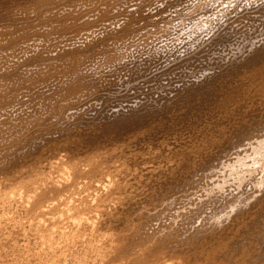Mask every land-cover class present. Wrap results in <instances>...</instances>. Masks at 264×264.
<instances>
[{
  "label": "bare ground",
  "instance_id": "1",
  "mask_svg": "<svg viewBox=\"0 0 264 264\" xmlns=\"http://www.w3.org/2000/svg\"><path fill=\"white\" fill-rule=\"evenodd\" d=\"M17 1L18 0H0V22L6 21V20L8 21L10 19L9 16L11 17L10 15L11 11L17 4L16 3ZM33 1L31 2L26 1V2L27 3L29 2L31 4ZM60 1L61 0H56V1L55 0H39L38 2H36V4L38 3L37 4L38 6L39 5L41 7L43 6L42 7L43 9H44V5L49 7L50 5L53 4L55 8L56 7L55 4L60 5V3H62ZM72 1L74 2V0ZM82 1L77 2V4L78 3L81 4ZM104 1L102 2L104 3ZM144 1L145 0L143 1L140 0V2L136 4L135 7L139 5L137 9L138 11H136V9L134 8L138 14L142 13V11L145 9L144 7L147 8L148 2H145L147 3L146 6L142 7V9L144 8L143 10H140L141 5H144L142 3ZM179 1L176 0L175 2L174 0L173 2L177 4V2ZM19 2L23 3L24 1L22 2L21 0ZM90 2H92V0ZM102 2H100L99 4H101ZM111 2L112 1L110 0V3ZM159 2L160 1L158 0V2H155V3H159ZM173 2H171L170 4L172 5ZM95 3L96 2H94V4ZM181 3H185V0ZM26 4L24 5L28 6V4L27 5ZM64 4H67V3H64ZM92 4L93 3H91V5ZM130 4H132V2H130ZM153 4L151 3L150 5L157 8V11L159 13L163 12L162 7L158 6L160 4H156L157 7L155 4L154 5ZM165 4H167V2ZM165 4L164 6L167 7ZM185 4L187 5L188 3H185ZM189 4L187 5L188 7L182 4L187 9L180 10L178 6V9L180 11H178V9H176L175 11H171V13L169 10H168L169 13L166 11L168 13L166 14L170 16L171 18H168V17L165 18L166 16L161 15L160 17L161 21L158 17L159 21L158 19H153V20H146V23H144V22H141L144 19L143 20L141 19L143 17L148 19V16H145L146 14L144 16H142L141 14L138 15L137 17L141 16V18H136L137 22H141L142 24L144 23V25L142 24L141 25L147 26L146 28H149V30L145 29L146 33L143 32L142 30L143 35L141 36L139 34H136L137 32H139V30L137 29L138 31H136V33H134L133 35L131 34L132 37H129L130 35L127 32L128 33L127 35L124 34L127 36L126 39L125 38L122 39L120 37L123 41L125 40V43L115 44V40H114L113 42L115 46L112 49H109L112 46H107L108 42H106L105 47L107 46V48L108 47L109 48H108V52L106 51V55H105L106 59L103 58L105 59V61L101 59V61L103 60L104 63L101 62V64L103 63L102 65L100 64L101 66L96 64V66L94 65L93 68L90 64H88L91 66V72L92 70L94 71V73L92 74L89 73L91 75H88V74L86 75L84 73L87 70H90V69H87L86 67L87 62L90 60V57L88 58L89 60L85 59L88 61H84V63H86V66H85L87 69L86 71H83L81 69H75V70L73 69L74 71L72 70V72H74L73 73L74 76H71L70 75L72 74L71 69L70 68H69L70 70L66 69L70 71V72H67V74L69 73L70 76L69 75L68 76L70 77V79L74 78V80L72 81H75V83L71 81V84H70L69 77L68 79L64 77L62 78L63 83L61 82L59 86V90L60 88L62 91L64 89L65 91L64 95L68 97V100L67 99L65 100L69 101L67 102V104L70 103L69 106L71 107H69L68 105L67 106L70 109L72 108V110L73 108L77 109V107H80V106H75V105L82 104V102L79 101L82 99L81 97H83L82 96L83 94H81L82 93L81 91L89 90V88L91 87H93L95 90L97 89L96 87H94V83H96L95 78L96 76L97 77L99 76L97 80L100 79L101 74L99 73L104 68L108 67L110 71L114 72V70L112 69L116 68L115 61H118L119 59L125 60L126 56L128 57L132 53V51L134 52V51H137L138 49H140V52H144L143 50H141V48L145 49L147 54H149L148 58L144 59V61L148 60V63L146 64L144 63L145 65L143 66H142L143 63L138 64L136 62L137 64H134V61L136 60L133 58L136 55L132 57L129 56L130 58H132V60H134L132 63L133 64L132 68L130 67L128 70L125 69L126 72L130 71V74L127 72L130 77L127 76L124 70L123 73H125L126 75L125 77H128V78L123 79L124 74H121L120 79H119V81L121 82L114 81L113 79L112 81L114 82H110L108 83V85L107 84L103 85V86H106L104 89L106 88L108 89L104 91L103 87L101 88L104 92H107L105 94L108 95L109 100L111 99V97L112 98L115 96L117 97L116 94H121L120 97H122V92L125 91V88H122V87L128 84L130 85L131 81L136 80L138 77L141 78L143 75H145V73L147 76L148 74H150V78L151 76H153L158 82H156V80L153 77L152 78L158 84L160 83L158 79L161 80L162 76L163 77L165 76L166 78V75H167V77L169 78L170 77L169 75L174 73V72L171 73L170 71L173 68L174 71L176 70L181 71V72L178 71L177 73H182V72L185 73L184 74L185 78L189 77L188 78L189 80L185 81L184 77H183L184 79H182V75H183L182 73L180 77L185 82L182 81L183 82L182 85L179 84L180 86L178 87L175 86L176 88L173 86V88H175L174 92H176L175 95L172 94L173 93L172 90L174 89L171 90L172 87L171 88L168 87L172 91L171 94L173 96L167 91H166L167 94L166 92H164L165 96L164 95L162 96L160 95L159 90H161V93H162V90L167 88V87L165 88V86H168L167 82L165 85L163 83L165 81L163 80L161 84H164V87L159 84L162 87V89L159 88L158 90L157 88L158 86L157 87L155 86L156 84L153 82V79L151 78L152 79L151 82L155 84L154 86L157 89L155 92L159 93V95L162 97L159 96L160 98L155 99L154 97L151 96V94L150 96H148L149 91L148 92L145 91V93H148V94L144 96L145 93L142 92L143 87H141L142 89H139V90H141V92L143 93L142 95L144 97L140 95V98H139L140 101L138 100L139 102L136 106L130 105L131 107L130 106L127 107L130 104L129 103L125 108L123 105V107L126 110L121 108L122 107L121 103L126 98L122 100L120 99L121 107L117 111H112L113 108H116V106L113 105L115 102L114 98L112 99L114 102L113 104L111 103L112 101L110 102L111 104L109 105V108L107 109L101 108L102 110L99 109L100 111L98 110L99 106H97V103L95 101L96 105L94 104V107L96 106V109L98 110L99 113L97 115L94 114L95 115V116L93 115L94 117L93 116L88 117L89 115H91V113L87 117L86 116L84 117L83 116L84 114L81 115L80 113L79 114L77 113L79 112V110L76 111L78 115H75L76 116L75 117L73 116V113L71 112V110L68 109L72 113V117L76 118V122L75 121L73 122L72 120H70L71 123L69 125V121H67L69 125V126L67 125L68 126L67 127L66 126L67 123L64 122L63 120L62 122L66 123L65 124V126L67 127L66 129H62L61 124H60L61 127L59 126L54 127L55 124H53V127H52L51 124L47 123L48 120L44 119L46 118V116L48 117V115H50L49 112L47 114V113H44L45 110H43V113L45 115L47 114L46 116H43L44 114L42 113V110H41V113L43 114L42 115L43 119L46 121H44L43 119L41 120L42 123L40 122L41 123L40 128L42 127V125L44 126V128L47 127V129H45L46 131L44 129H42V131H45V133H49L50 131L47 132V130L53 129L55 134L59 133L60 135L61 134L62 135L61 136L58 135L59 137L55 135V138L57 137V139L53 137L55 140L54 139L51 140V138L48 140L49 134H46L48 142L45 139L44 141H46V143L45 144L42 143V145H40L39 143L42 140L41 141L39 140L40 142L38 141V143L34 142L33 140L32 141L33 143L30 141V143H32L31 144L32 147H30L29 140L27 139V142L29 144V147L27 146L28 151L26 150L27 153L26 152L23 153V151L21 152L20 150V152H18L19 154L17 153L16 157L14 156L15 154H13V156L11 155L12 157H15L16 159L14 158L13 160L12 158L11 160H8L10 161V163L7 164L8 167H6L8 169H4L5 167L3 168L1 167L3 163L0 166L1 170L4 169L3 171H0V182H1V186H0V264H264V0H196V1L192 0L191 6H189ZM18 5L20 4L16 5L17 8H18ZM74 5L75 4L73 3L72 6ZM82 5L80 6L83 7L85 4L83 6ZM109 5L112 6V4H109ZM173 5H172V8H173ZM103 6L104 5H102V7ZM164 6H163V9H165ZM168 6L169 7H167V9L170 8V5ZM174 6H176L177 8V5H174ZM95 7L96 5L94 6V9ZM107 7H108V4H107ZM119 7L121 6L119 5L118 9L116 8V10H119L125 6L121 8ZM154 7H150V8H154ZM27 8H30V7H27ZM42 8L41 10H43ZM54 8L52 10H54ZM98 8L96 7V9ZM35 9H33V11L31 10L30 11L34 12ZM65 9L68 11L69 7L68 9L67 8ZM125 9H126V12L129 11L127 10V8ZM73 10H74V7L71 10L72 12H69L70 11L69 10L68 11L69 13H65L64 11V14L67 16L65 18H68L69 16L70 17L74 16L75 10L74 11ZM103 10L105 11L106 9L104 8ZM108 10L110 11V9ZM170 10L172 9L170 8ZM17 11L15 12L14 10L15 13H13V15H16V13L19 14L20 12H22V11H19V12ZM37 11L41 12L40 10H37ZM76 11L78 12V10ZM91 11L94 12V10H91ZM109 11L107 12L109 13ZM146 11L147 10H145V13H149ZM50 12L48 13L49 16H50ZM60 12L63 14V10ZM151 12H154V11H151ZM43 13L42 15H44ZM56 13L58 14L59 12L57 11L53 14H56ZM103 13L101 12V15ZM111 13L110 15H115ZM115 13H117V11ZM133 13L134 12L131 13L130 11L129 14L133 15ZM159 13L158 14L157 12H155V14L150 13V15L152 16L155 15L156 17L157 15L160 16ZM30 14L32 15L33 13H30ZM80 14L79 16L77 15L76 17L77 18L80 17ZM95 14H92V15H95ZM26 15H29V14H26ZM40 15L37 13V16H40ZM121 15H117V16H121ZM83 16H82V19H85L87 17V16H84L83 18ZM99 16H98V19L100 18ZM126 16H129V15H126ZM133 16H131V18ZM152 16H150L151 18L149 19H152ZM28 17L29 16H27L26 18ZM31 17L32 16H30V18ZM43 17H44V20L45 18L47 19L49 18L45 16ZM88 17L91 18L90 16ZM112 17L114 16H111V18ZM51 18L53 17L51 16ZM54 18L52 20L56 19ZM129 18L127 19L125 18V19L129 21L128 20ZM11 19L8 22L11 23L12 22ZM34 19L35 17L33 15L32 20ZM95 19L92 20L91 22L92 24L90 23L91 24L90 26L93 25V21ZM98 19H97V22H99ZM120 19L119 20L117 19L118 20L117 22L121 21ZM125 19L123 20L125 21ZM44 20L42 19V22ZM49 20L51 21V19ZM62 20H64V18ZM79 20L81 21V19H78L77 20L78 25L76 26L81 27L78 22ZM86 20L83 21L85 22V25L87 23ZM133 20L134 19L132 20L130 19L132 23L135 22V20L134 22ZM36 21L34 23H37V22L39 23V21L37 22ZM130 21L127 23H123V24L124 25L126 24L127 25L126 27H129L128 23H130ZM2 22L0 23L1 25H2ZM13 22H14V19H13ZM19 22H20V19H19ZM68 22L70 25L71 20ZM95 22L96 20L94 21V24ZM117 22L114 25L120 24ZM16 23L18 25V22ZM20 23H24V21L23 22L21 21ZM59 23H60V20H59ZM100 23L101 22H99V24ZM15 24L14 26H16ZM60 24H63V23H60ZM64 24L66 23L64 22ZM123 24H120L117 27L115 26L114 29H112L111 27L112 24H110L111 25L110 28L112 31L111 32L108 31L107 33L113 34L115 32L120 31V34H122L120 29ZM5 25H8V24H5ZM34 25L38 26V24H34ZM45 25H46L45 27L48 26V24H45ZM10 26L12 27L13 25L10 24L7 28H9ZM25 26L22 27L23 31L27 27ZM31 26H33L32 23H31ZM140 26L138 27L139 29L141 28ZM82 27H84V25ZM59 28L61 29L60 26ZM130 28H137V27H130ZM2 29L4 30V28L0 27V30ZM21 29L19 28V30ZM27 29L29 28L27 27ZM66 29H68V27ZM71 29H70V32H71ZM91 29H92L91 27L90 29L87 28V30H91ZM95 29L96 27L93 28L92 30H95ZM100 29H97V30L100 31ZM106 29L108 30L109 28H106ZM12 30L10 31L11 33H12ZM34 30L37 31L36 29ZM44 30L42 29V31ZM64 30L65 28L62 31ZM127 30L129 31V29L126 28L125 32ZM185 30L187 32L185 33L187 34V36L185 40L182 41V38H181L182 36L180 35L183 34ZM6 31L4 30V32ZM38 31H41V30H38ZM77 31H80V30H77ZM181 31H183V33H180ZM10 32L8 33L11 34ZM25 32L26 31H24V33ZM29 32H26V33L28 34ZM32 32L34 33V31ZM66 32L64 31V33ZM85 32L86 31H84V34ZM96 32L98 31H95V33ZM53 33H54V30L52 32L49 31L50 35ZM4 34H7V33H4ZM25 34H22V35L25 36ZM108 34L106 37L109 36ZM36 35L39 36L40 34L38 35V32H36L35 36ZM41 35L43 36V34ZM46 35L48 36V33ZM116 35H119V33ZM20 36L19 38L21 39L22 37ZM65 36L67 35L65 34ZM82 36L84 35L82 34ZM32 37H34L33 34H32ZM46 37H44V39ZM57 37L58 38L55 39L56 42H58L57 39H59L58 33H57ZM67 37L63 38L62 36L60 38L61 39L63 38L66 40ZM77 37L79 38L80 35L79 36L77 35ZM9 38L11 37L9 36ZM51 38H54V35ZM74 38L75 40H77L76 37ZM74 38H73V42H75ZM81 38L82 37H80V39ZM176 38L178 40V43H180L179 41L181 40L182 43L185 44V46L183 45V48H184L183 50L181 49L182 47L179 49L177 47L178 45L175 46V43L177 42V41L175 42ZM34 39L37 40L36 38ZM39 39L42 41L40 37ZM92 39L89 37H85V39L82 40L84 45L80 42L81 41L80 40L79 42L82 44L80 46L81 48L80 49L79 47L78 49L76 48L78 50L76 51L77 52L83 51L85 53V51L89 50V48H92L93 46L91 45H95L93 43L96 41V40L94 41L95 37ZM105 39L107 40V38H104L103 40L105 41ZM187 39H189V42L188 41L185 42ZM21 40L23 42V39ZM26 40L28 42L27 38ZM46 40L49 41V39L47 38ZM91 40L94 42H92ZM110 40L112 42V38ZM3 41H7V40H3ZM15 41L17 43V40ZM48 41H47V44H49ZM52 41L53 40L49 41L50 44ZM66 41L69 42L68 39ZM12 42L9 41L10 44ZM77 42L78 41H76L75 43L77 44ZM97 42L99 45L100 42L98 40ZM33 43L34 45L31 43L32 46H35L36 44L39 45V42L37 43L36 41H34ZM42 43H44V41H42ZM44 44L42 45L45 46ZM3 45L4 44L1 43L0 46H3ZM8 45H6V47ZM51 45L56 46L53 43ZM110 45H113V43ZM28 46L26 45L24 47L25 48L27 47L28 49L30 47ZM66 46L70 47V45L69 46L66 45ZM66 46L65 48H67ZM6 47L4 48L6 49ZM24 47H21V48L23 49ZM48 47H44V48L46 49ZM33 48L31 49V51L33 50ZM96 48H93V49L95 50ZM102 48L101 50H103ZM52 49L51 51H53ZM67 49H64V50L66 51ZM1 50H2V47H1ZM6 50L4 51L3 49L2 52L6 53ZM13 50H14V47H13ZM23 50L27 51L26 49H23ZM28 50H30V48ZM71 50L73 49H69L67 51L71 52ZM76 51L75 53H71V54L75 55ZM166 51L169 52L170 55L168 56V55H165L164 53V55L168 57L166 59V57L164 56L165 58L163 57V60L164 59L166 60L162 63V61H160V59L162 60L161 54ZM19 52L21 53L20 50ZM40 52L41 51L39 49V53ZM47 52H48V49H47ZM70 52L67 55H69ZM167 52L166 54H168ZM227 52L229 54L226 55ZM18 53L16 54V56L18 55ZM20 53H19V56L20 55L23 56V52L22 54ZM28 53L26 52V54ZM45 53H46V50H45ZM95 53H98V52H95ZM95 53L94 55L97 56ZM245 53L248 54L246 56L247 57L249 56V57L244 58V60L242 61V64L244 63V61L245 63L242 65L240 63V61L242 60L241 58L242 56H240L241 58L240 59L238 55L241 54L244 56ZM7 54L9 53L7 52L6 55ZM50 54L48 55L50 56ZM61 54L65 55V52L60 53V56H62ZM79 54L81 53H78V55L76 54V57L79 56V58L78 57L77 58L80 61L83 58V56L87 57L86 56L87 54L83 55L82 57ZM230 54H232L231 56L235 57V59L232 62L228 61L229 63L227 62L225 63L226 57ZM1 55H0V59L2 60L3 57L1 58ZM6 55L4 54L3 56H6ZM39 55L43 57L45 54L41 55L40 53ZM55 55H56L54 56L55 58L52 56L51 58L56 59L59 53L58 55L57 54ZM138 55H142V54H138ZM10 56L9 58H11ZM19 56L17 57L19 58ZM49 56H47V58ZM65 56L62 60L65 59ZM95 56L93 58H95ZM17 57H14V58L12 57L13 60L12 59L11 60L14 61V59ZM23 57H26V56L24 55ZM29 57H32L33 59L34 57H36V55H34V57L28 56V59ZM22 58L20 57V59ZM47 58H46V61H47ZM51 58L49 59L52 60ZM36 60H34L33 62L35 63ZM41 60L45 61L44 58ZM142 60L143 59H141V61ZM229 60L231 59L229 58ZM17 61H15L16 64L18 63ZM25 61L26 60H24V62ZM77 61L75 62L73 61L74 63H72V65L74 66V64ZM82 61L80 64H82ZM93 61L94 59L92 60V64H93ZM5 62L7 65L8 61L6 60V58H5ZM22 62L21 60L19 61V63L23 65L21 66L24 67L25 63L23 64ZM55 62L53 61V63ZM28 63H30V60ZM37 63H39V61ZM47 63L51 64L52 62L51 63L47 62ZM95 63H97V61ZM128 63L126 64L129 65ZM152 63H155L153 64V68H152ZM1 64L3 63L1 62ZM118 64H116L117 67L119 66L121 67L123 63L121 65H118ZM13 65H15L14 62H13ZM67 65H69V63ZM29 66L36 67L34 65L27 64V67ZM53 66H56V65L53 64ZM2 67L4 68V64ZM17 67L18 65H16V68ZM27 67L25 66L24 67L25 69L23 70L30 68V67L29 68ZM6 68L8 67H5L4 71H6ZM18 68L20 69V67ZM42 68L43 67H41L40 69ZM51 68L55 70L54 67H51ZM198 68H201V69H198ZM36 69H39V68L37 67ZM60 69L58 68V65H57L55 72L57 70L59 71ZM116 69H120V68H116ZM18 70H15V71L18 72ZM64 70L62 69V71ZM33 71L35 72V70ZM43 71H45V73L47 72V75H48V71L46 70H43ZM51 71L49 72L51 73ZM107 71H106V74L111 73L109 71L108 73ZM12 72L14 71L12 70ZM12 72L10 73L11 75H12ZM18 73H21V71ZM42 73L39 74L38 77H40V75L45 77V73L44 75H42ZM52 73L54 74L53 71ZM175 73H174V77H175ZM10 74L8 75L11 76ZM30 74H32L31 71H30ZM30 74H29V78H30ZM57 74L58 72L54 75H57ZM59 74L62 75L61 73ZM59 74L58 76H60ZM116 74L118 73L116 72ZM116 74L114 75L116 76ZM114 75H111V76L115 77ZM9 76H5V79H7V77L8 78L13 77V76L12 77H9ZM19 76L24 77V74L23 76L21 75ZM34 76L36 77V75H33V77ZM48 76H51L50 78L52 79L54 78L52 74ZM64 76H66V74ZM108 76L110 77V75ZM118 76L116 77L118 78ZM16 78H18V76ZM29 78L27 79L29 80ZM140 78L138 80H140ZM150 78H146L145 80L150 79ZM33 79L34 78H32V80ZM54 79H57V78H54ZM63 79H66V81L64 82ZM106 79L108 78L105 77V81ZM111 79L112 78H110V80ZM170 79H172V76ZM174 79L175 78H173L172 80ZM176 79H178L177 76H176ZM0 80H4V79H0ZM40 80L37 79L36 81L38 82ZM57 80L60 81V78ZM57 80L56 82L54 81V83H57L58 82ZM141 80L143 79L141 78ZM145 80L142 82L145 83L149 81V80L147 81ZM166 80L169 81L168 79ZM172 80H170L171 84L173 82ZM43 81L45 82L44 79ZM48 81L50 83V80ZM105 81L101 80L100 82L105 83ZM137 81H134L135 84L133 82L131 84V86L133 84L134 85L137 84V87L135 86L136 88L133 86L134 89H137L138 86H145L143 85L144 83L141 85L140 82L137 83ZM174 81H177V80H174ZM2 82H0L1 85H4L2 84ZM30 82L28 83L32 84V81ZM177 83H181V81ZM7 84L5 86H7ZM39 84L42 85L41 82ZM51 84L53 83L51 82L50 86H52ZM150 84L151 83L149 82V84L146 85L147 89L149 88L148 86ZM15 85H18V84H15ZM40 85H37V86H40ZM98 85H100L99 81L97 82V86ZM117 85L120 86L121 87L120 89H123L124 91L122 90V92L119 93L121 90L119 91L118 87L116 89ZM12 86H10V88ZM26 86H28L27 88H29L30 85L27 84ZM44 86H47V85H44ZM44 86L43 88L45 89ZM30 87L32 88L33 86H30ZM152 87L153 85L149 89L152 90ZM22 88L23 87H21V89ZM43 88L41 90H43ZM99 88L100 86H98L97 90L101 92V89ZM146 88H144V90ZM56 89L54 88L53 91ZM134 89L132 92L137 93V90H135L136 91L135 92ZM10 90H9V93H10ZM13 90L15 89L13 88ZM19 91L20 90H18V92ZM23 91H26V89ZM34 91L36 90L34 89ZM98 92H96V94ZM126 92H128L127 89H126ZM151 92H153V90L150 91V93ZM51 93L52 91L50 92V94ZM79 93L81 94V96L79 95ZM31 94H28V95H31ZM50 94H46V95H50ZM90 94L91 93H89V96ZM28 95H26L27 101H29L27 98L30 97V96L28 97ZM39 95L41 98L42 94L39 93ZM137 95L135 96L137 97ZM152 95L154 96V93ZM11 96H13V94L9 95V97ZM53 96L55 95L52 93L51 98H54ZM63 96L61 97L63 98ZM95 96H100V95L97 94ZM102 96L103 94L101 93V96H100L101 99L103 98ZM33 97L35 99L36 96H32V98ZM14 98H13V102H14ZM22 98L24 99V97ZM98 98H97V102H98ZM0 99H3V98H0ZM29 99L31 100V98ZM26 100H24V102H26ZM107 100L108 98L104 102L109 104V101L107 102ZM130 100L127 99V101H130ZM135 101H136V98H135ZM2 102L3 104L6 103L3 100ZM60 102H61V98H60ZM79 102L81 103L79 104ZM7 103L11 104L10 102H7ZM125 103L126 102H124L123 104ZM8 104H6V107L4 109L6 111L8 110L7 109ZM64 104L62 103L61 105H64ZM116 104H118V102H116ZM131 104H136V102L133 103V101H131ZM38 105H41V104H38ZM73 105L75 107H73ZM84 105L86 106L85 103ZM98 105L100 104L98 103ZM111 105L112 107L113 106L115 107H113L110 110L111 111L110 112L108 111V109H110ZM18 106H20V104ZM22 106L23 105H21L20 109L22 108ZM43 106L46 107L47 105L46 106L43 105ZM17 107L15 106V109ZM50 107L53 108L52 106ZM63 107L65 108V110L62 108L63 111L67 112V109H66L67 107L65 106ZM88 107L90 106L87 105V108ZM104 107L106 106L104 105ZM2 108L4 107L2 106ZM37 109L39 108L37 107ZM50 109L46 111H51L52 109L51 110ZM53 109H57V111L60 110V109L58 110V108H53ZM0 111H3V110L0 109ZM37 111L38 110H36V112ZM81 111L82 110H80V112ZM29 112L33 114V117L37 115V114L34 115L32 111H29ZM39 112L40 111H38V113ZM53 112H52V115H54ZM60 112L62 115V111H59L57 114L60 115ZM9 113L7 112L5 114H9ZM28 114L30 115V113ZM14 116L15 115H13V117ZM67 116H70V114ZM19 117L20 115L18 117L16 116V118H13L14 121L15 119L18 120ZM21 117H24V116H21ZM62 117L63 116H61V118ZM59 118L60 116L58 117V119ZM1 119L2 121H0V124L1 122L3 123V118ZM8 119L9 118H7V120ZM47 119H50V118H47ZM58 119L56 120L58 121ZM49 121L52 122V120H49ZM7 123H9V121ZM40 123L38 122L35 123V126L37 125L36 127H38L39 126L38 124ZM18 124H21V122ZM24 126L22 128H24ZM12 127H14V125H12ZM48 127H52V128L49 129ZM18 128H16V130ZM25 129H26V132H28L27 130H30L27 128ZM39 129L37 130L39 131ZM8 130L9 129H7L6 131L8 132ZM13 130L10 129V131H13ZM16 130L14 131L16 132ZM22 130L19 129L18 131H20L22 134L24 133L22 132ZM3 131L5 130H2V132ZM42 131H39V133ZM28 133L31 135L30 132ZM5 134L4 136H6ZM19 134L20 133H18V135ZM29 134L28 136H30ZM14 135L16 136L17 134H14ZM33 135L34 134H32V136ZM42 135L44 136V134ZM50 135H53V134H50ZM10 136H11V133H10ZM28 136H26L25 138H27ZM33 137L34 139L36 138V140H38L37 138H39L36 135H34ZM33 137L29 139L31 140L33 139ZM10 140L12 139L10 138ZM18 141L19 140H17V142L15 143H18V144L22 143V142L19 143ZM20 141L22 140L20 139ZM4 142H7V141L4 140ZM8 143H12V142L10 141ZM9 145L10 144H8V147ZM17 146H19V148L21 147L20 145H17ZM16 148L17 147L15 146V149ZM6 150L7 149L5 148L4 151ZM12 152H14V150ZM12 152H9V153H12ZM60 152L61 154L59 155ZM62 152H65L66 154L63 155ZM61 155L64 156V158H62ZM1 157H0V161H1ZM5 157L6 156H4V158ZM8 159H10V154H9ZM2 160H3V157H2ZM4 162L8 163L7 160ZM97 181L101 183L98 184L99 183L98 182L95 184V182ZM110 202L111 203L114 202V203L111 204ZM177 204L179 207H177ZM158 205L166 206L164 209L165 211H168V213L163 212V213L153 214L155 211L152 212V210L154 208H157ZM160 208L161 207H159L158 208L159 210L157 209V211H160ZM165 214H167L165 216L166 219L164 217L163 218L164 220H166V222L168 220L170 221L171 228L170 227L167 228V226L169 225L160 227L156 224L157 222L155 224L152 223V221L154 220L156 221L159 218L161 220V216H164ZM160 220L158 221L160 222Z\"/></svg>",
  "mask_w": 264,
  "mask_h": 264
},
{
  "label": "rangeland",
  "instance_id": "2",
  "mask_svg": "<svg viewBox=\"0 0 264 264\" xmlns=\"http://www.w3.org/2000/svg\"><path fill=\"white\" fill-rule=\"evenodd\" d=\"M19 1H21V0H18L16 3H17V4H20V5L22 4V5H21V6L18 5V8H17V6H16L17 4H16V5H15L16 8L14 7L15 9L13 8V10L11 11V14H10L11 17H12V19H11V17L9 16V18L11 19L12 22H11V23L8 22V21H10V19H9L8 21H7V20H6V21H3V22L1 21V22H2V25L0 24V27L4 28L5 31L7 30L6 32H4L3 29H2L3 31L0 30V31H1V33H0V40H1L2 38H4V39H2V40L0 41V45H1V43H3V44H4L3 46L6 47V45L9 44V45L7 46L8 48L6 47L7 50H6L3 46H0V55L3 53V52H2L3 49H4V51L6 50V53H7V52L9 53V54L6 55V53L4 52V53L1 55V58L3 57V59H2L3 61L0 59V65L3 66V64H4V68H5V67H8V68H6V71L9 70L8 72H10V71L12 72V70L14 71V72H12V75H11V74H10L11 72L8 73V72L4 71L5 69H4L2 66H0V72H1V73H0V74H1V75H0V77H1L0 79H4V80H5V81H4V80H0V82L3 81L2 84H4V85H1V83H0V87L2 86V87L0 88V98H3V99H0V104H1V105H0V109L3 110V111L5 112L6 110H4V109H5V107H6V104H8L7 102H10V103H11V104H8L9 106L7 105V109H8V110L5 112V113H7V112L9 113V112H10L9 114H5L3 111H0V115H1L0 117L3 118V123L1 122V124H0V126H2V127H0V130H1V131H0V138L4 139V137H5L4 140L7 141V142H4V140L0 139V142H1V140H2V142H1L2 145H1V143H0V147H1L0 149H1L2 152L0 151V153H1L2 157H3V160H2V157H1V155H0V157H1L0 166H1L2 163H3V165H2L1 167H2V168L5 167L4 169H8V168H6V167H8L7 164L10 163V161H8V160H11L12 158H13V160H14V158L16 157L17 153L20 152V150H21V152L23 151V153H25V152L27 153V151H28L27 148L29 147V144H30V147H32L31 144L33 143V142H32L33 140H34V142H37V143H38L39 140H40V141L42 140L43 142H42V141H41V142L39 141V142H40L39 144L42 145V143L45 144L46 141H47V135H46V134H49V135H50V134H53V135H50L51 137L48 135V140H49L50 138H51V140L54 139V138H55V135H57V137L61 136L62 134H61V135H60L59 133H58V134H55L54 130L51 129V128L53 127V124H55L54 127H58V126L61 127V125H62V129H66V128L70 125V123H71L70 120H72L73 122H74V121L76 122V118H75L76 116H75V115H78L79 113H80L81 115L84 114V115H83L84 117H85V116L87 117L90 113H91V115H89L88 117H91V116H93L94 114L97 115V114L99 113V112H98L99 109L102 110L101 108H106V109L109 108V105H110L111 103L113 104L114 101H115V102H114L113 105H115L116 108H113V107H115V106L112 107V105H111V106H110V109H108V111H110L112 108H113L112 111H117V110L120 109L121 106H122L121 108H123L124 110H126L125 108H126V106H127L129 103H130V104H129L127 107H129L130 105H131V106H132V105H133V106H136V105L138 104V102L140 101V100H139L140 95H141L142 97H144V96H145L146 94H148V93H149L148 96H150V94H151V96L154 97L155 99H156V98H160V97H162L163 95L165 96V93H164V92H166V91L169 92L170 94H171L172 91H173L172 94L175 95V93H176V92H174V91H175V88L178 87V86H180V85H182V83L185 82L186 80H189V79H188L189 77H188V78L186 77L187 79L185 78V76H184L185 73L182 72V73H183V75H182V73H177L178 71L181 72L180 70H176V71H174L173 68H172V69L170 70L171 73H172V72H174V73L176 72V73L179 74V75H177V74L175 73V77H174V73H173V74L169 75V76H170L169 78L167 77V75H166V78H165V76H164V77L162 76L163 79H162V77H161V80L158 79L159 82H160V83H158V84L156 83V82H158V81H157L153 76H151V78L153 77V78L156 80V82H155V80L152 78V79H153V82L156 84V85H155L153 82H151L152 79L150 78V74L147 73L148 76H149V77H148V76L146 75V73H145V75H143V76L141 77L143 80H141L140 77H138L136 80H134V81H137V80L140 78V80H138L137 83L140 82V84L142 85V84L144 83V82H142V81H144L146 78H150L151 80H150V79H147V80H149V81H148V82H145L146 84H145V83L143 84V85H145V86H138L137 89H134L135 86L137 87V84L134 85L135 82H134V81H131V84H132V82H133L134 84H133L132 86H131V84H130V85L128 84L129 86L126 85L127 87H126V86H123L122 88H125V91H124L123 89H120V88H121L120 86L117 85V86H116V89H117V87H118V88H119V91L121 90L119 93H121L122 90L124 91V92H122V97H123V98L120 97L121 94H116L117 97H116V96L113 97V98L115 99L114 101L112 100L113 98H112L111 96H110L111 99L109 100L108 95L105 94V93H107V92H104V91H105L106 89H108V88L104 89L106 86H103V85H105V84L108 85V83H110V82L119 81V79H120V75H121V74H124V78H123V79L130 77V76H129L130 71H127V72L129 73V74H128V73L126 72L125 69L128 70L130 67L132 68V65H133L132 63H133L134 60H132V58H130L129 56L132 57V56L136 55V56H134V58H133V59L136 60V61H134V64H137V63H138V64H139V63L142 64V63H143V64H142V66H143V65H145L146 63H148V60L144 61V59L148 58V55H149V54H147V52H146L145 49L141 48V50H143L144 52H140V49H138L139 51H138V50H137V51H134V52L132 51V53L128 56L129 58H128L127 56L125 57V58L128 59V60H126V59H125V60H122V59L120 60V59H119L118 61H115V67H116V68H120V69H116V68H115V69H116V70H115V69L113 68V69H112V70H114V72H113V71H110V69H108V67H107V68H104V69L99 73V74H101V75H103V76L100 75V79H99V80H97V78H99V76H98V77L96 76V78H95V79H96V83H94V87H96L97 89H98V86H100L99 89H101V88L103 87V90H104V91L101 89V92H100V91L97 90V89L95 90L93 87H91L92 89L89 88V90L81 91L82 93H81V92H80V93L83 94V95H82L83 97H81L82 99L79 100V101H81L82 104H81V105H78V104H77V105H75V106H80V107H82V108L77 107V109H76V108H73V110H72V108H71V109L68 108V106L70 105V103L67 104V102H69V101H66V100H65V99L68 100V97L64 95V92H65L64 89H63V91L61 90V88H60V90H59V86H60V84H61V82H62V78L66 77V79H68V77H69L70 75H71V76H74V75H73L74 72H72L73 69H74V70H75V69H81V70H83V71H86L87 69H90V70H87V71L84 72V73H85L86 75H87V74H88V75H91L92 73H94L93 70H92V72H91V66H92V68H93L94 65H95V66H96V64H97V65H100L101 62H103V60L105 61V59H106V56H105V55H106V51L108 52V48H109V47L107 48V46H112V47L109 48V49H112V48L115 46V44L125 43V40L123 41L122 39H124V38L126 39V37H127L126 35H127L128 33H129V35H130V36H129V35H128V36H129V37H132V35H133L134 33H136V31H138V30H139V32H137L136 34H139V35L142 36V35H143V32H145V29L149 30V28H146L147 26H142V25H144V23H146V20L158 19V17H159V19H160V21H161V18H160L161 15L166 16L165 18H167V17H168V18H171L170 16L167 15V14L169 13V11H170V13H171V11H175L176 9H178V6H179V9H180V10L187 9V8L184 7V5H186L185 3H188V4L190 3L189 6H191V4H192V0H187V1L185 0V3H181V2H183L184 0H181V1L178 0L180 3L177 2V4L175 3L176 0H175V2H173L174 0H172V1H171V0H168V1H167V0H166V1H164V0H159V1H160L159 3H155V2H158V0H156V1H155V0H153V1L151 0L152 2H151L150 0H145L144 2H142L144 5H141V9H140V10H143L144 8H145V9H144V10L142 11V13H140V14H141L142 16H144V15L146 14L145 16H148V19L143 17L141 20H143V19H144V20H143V21L140 20L141 22H144L143 24H142L141 22H137V20H136V18H141V16H140V17H137V16L140 15V14H138V13L136 12V11H138L137 9H138V6H139V5H137V7H135L136 4H137L138 2H140V0H136L137 2L134 1V0H129V1H127V0H122V1H121V0H115V1L111 0V1H112L111 3H110V0H105V1H107V2H109V3L105 2L104 0H100V1H99V0H95V1L92 0V2H90L91 0H85V2H84V0H83V1L80 0V1H82L83 5L85 4L84 6L82 5V3H81V4H80V3L77 4V2H80L79 0H76V1L74 0V2H73L72 0H68V1H67V0H61L60 2H62L63 4L59 2L60 5H59V4H55V6H56L55 8H54L53 4L49 6L50 8H49L48 6H46V5H44V9H45V10L42 8L43 6L41 7L40 5H39V6L37 5L38 3L36 4V2H38L39 0H35V1H33V0H22V2L24 1L23 3L19 2ZM26 1H29V2L33 1L34 3L32 2V3L30 4V3L28 2V3H29V4H28ZM55 1H56V0H55ZM64 1H65V2H64ZM71 1H72L76 6H75V5L72 6L73 3H72ZM86 1H88V2L90 3V5H89V3L86 2ZM97 1H98V3H97ZM102 1H104L105 4H104ZM133 1H134V3L136 2L135 5H134ZM142 1H143V0H142ZM189 1H190V2H189ZM193 1H196V0H193ZM68 2H70V3H68ZM94 2H96V3L94 4ZM100 2H102V3L99 4ZM113 2H114L115 4H114ZM119 2H120V3H119ZM122 2H123V3H122ZM130 2H132L133 5L130 4ZM145 2H148V4L145 3ZM150 2H151L152 4L154 3L155 5H156V4H160V5H158V6H161V7H162V10H163V12H161L162 14L159 13V12L157 11V8H155L154 6H151V5H150V4H151ZM162 2H163L164 4L167 2V4L170 5V8H171L172 10H170V8L167 9V7H169V6H168L167 4H165V5L167 6V7H165L164 4H163ZM168 2H169V3H168ZM171 2H173L174 5H177V8H176V6H174L173 4H172V5H173V8H172V5L170 4ZM26 3L28 4V6H25V5H24V4H26ZM64 3H67L68 5L70 4V5L68 6L67 4H64ZM71 3H72V4H71ZM91 3H93V4L91 5ZM106 3L108 4V7H107V4H106ZM116 3L119 4L121 7H123V6H125V7H123V8L119 7V8H121V9L116 10V8L118 9V6H119V5H117ZM161 3H162V4H161ZM27 4H26V5H27ZM32 4H33V5H32ZM34 4L36 5V7H35ZM61 4L63 5V7H62ZM79 4L82 5L83 7H81ZM86 4H88L89 6L86 5ZM98 4H99V5H98ZM109 4H112V6L109 5ZM121 4H122V5H121ZM126 4H127V5H126ZM146 4H147V8L144 7V6H146ZM154 4H153V5H154ZM180 4H181V6H180ZM182 4H184V5H182ZM188 4H187V5H188ZM30 5H31V6H30ZM93 5H94V6L96 5L97 8L99 7V8H98L99 11H98V9H96V7H95V9L97 10V11H96V10L94 9V6H93ZM97 5H98V6H97ZM102 5H104L105 7H104V6L102 7ZM129 5H130V7H129ZM187 5H186V6H187ZM32 6H33V8H32ZM52 6H53V7H52ZM57 6H58V7H57ZM64 6H65V8H67V9H68V7H69V10H70V11L68 10L69 12H72L71 10H72L73 7H74V10H75V15H74V16H75V17H74V16H71V17L69 16V17H68L69 19H68V18H65V17H67V16L64 14V11H65V13H69V12L64 8ZM66 6H67V7H66ZM71 6H72V7H71ZM77 6H78V7H77ZM79 6H80V7H79ZM90 6H91L93 9H92ZM110 6H111V7H110ZM114 6H115V7L117 6V7L115 8ZM127 6H128V7H127ZM148 6H149V7H148ZM163 6L165 7V9H163ZM19 7H20V8H19ZM22 7H23V8H22ZM24 7H26V8H27V7H30V8H27V9H26V8H24ZM39 7H40V8H39ZM45 7H46V8H45ZM51 7H52V9L54 8L55 11L52 10ZM59 7H60V8L62 7V8L60 9ZM70 7H71V8H70ZM86 7L89 8V9H87ZM131 7H132V8H131ZM142 7H144V8L142 9ZM150 7H154V8H150ZM156 7H157V5H156ZM180 7H182V8H180ZM187 7H188V6H187ZM35 8H36L37 10H40L41 12L37 11ZM41 8H42L44 11L41 10ZM48 8H49L50 10H49ZM57 8H58L59 10H58ZM79 8H80V10H79ZM82 8H83V9H82ZM100 8H101V9H100ZM102 8H103V9L105 8L107 11H109L108 9H110L109 13H108L106 10L104 11ZM112 8H113L114 10H113ZM125 8H127V10H129V11L126 12V9H125ZM129 8H130V9H129ZM134 8L136 9V11H135ZM21 9H22V10H21ZM25 9H26V10H25ZM33 9H35L34 12H31V11H33ZM47 9L49 10V12H50V11L52 12V13L50 12V16L48 15L49 12H48ZM56 9H57V11H58L60 14H59V13H58V14H57V13H56V14H53V13L57 12ZM111 9H112L113 11H112ZM124 9H125V10H124ZM148 9H149V10H148ZM152 9H153V10H152ZM179 9H178V11H180ZM14 10H15V12H16L17 10H18L17 12H19V11H22V12H20L19 14L16 13V15H13V13H15ZM30 10H31V11H30ZM62 10H63V14H64V15L60 12V11H62ZM74 10H73V11H74ZM76 10H78L79 13H78ZM82 10H83V11H82ZM87 10H89V11H87ZM91 10H94V12L91 11ZM121 10H123V11H121ZM145 10H147L146 12H149V13H145ZM164 10H165V11H164ZM168 10H169V11H168ZM29 11H30V12H29ZM46 11H47V12H46ZM53 11H54V12H53ZM116 11H117V13H115ZM118 11L121 12V13H119ZM124 11H125V12H124ZM130 11H131V13L134 12L133 15H135V16H133L132 14L130 15V14H129ZM151 11H154V12H151ZM166 11H167L168 13H167ZM25 12H26V13H25ZM28 12H29V13H28ZM36 12H37L39 15L41 14V15H40L41 17H40V16H37V13H36ZM43 12H44V13H43ZM45 12H46V14H45ZM86 12H87V13L90 12V13L87 14ZM98 12H100V13H98ZM101 12H102V13L104 12V13H103L104 15L102 14L103 16L101 15ZM111 12H112L113 14H115V15H110ZM128 12H129V13H128ZM155 12H157V14L159 13L160 16L157 15V16L155 17V15H154V16L150 15V13L155 14ZM23 13H25V14H23ZM30 13H33V14L31 15ZM34 13H35L36 15H35ZM42 13H43L44 15H42ZM76 13H78V14H76ZM80 13H81V14L83 13L84 16H87V17H86L85 19H82L83 14H82V16H81ZM91 13H92V14H95V13H96V14H95V15H92ZM112 13H111V14H112ZM166 13H167V14H166ZM172 13H173V12H172ZM26 14H29V15H26ZM51 14H53V15H51ZM61 14H62V15H61ZM79 14H80V17L77 18L76 16H77V15L79 16ZM97 14H98V15H97ZM107 14H108V15H107ZM121 14H123V15H121ZM148 14H149V15H148ZM165 14H166V15H165ZM18 15L21 16L22 18H23V16H24V18L22 19V18L19 17ZM25 15H26V16H25ZM33 15H34V17H35L34 20H35V21H36V20L39 21V23H38L37 21H36L37 23H34L35 21L32 20V19H33ZM47 15H48V16H47ZM54 15H55V16H54ZM56 15H57L60 19H59ZM91 15H92L93 17H92ZM99 15H100V16H99ZM105 15H106V16H105ZM109 15H110V17H109ZM117 15H121V16H117ZM126 15H129V16H126ZM16 16H18V17H16ZM27 16H29V17L26 18ZM30 16H32V17L30 18ZM43 16H45V17H49V18H48V19L45 18V20H46V21H45ZM51 16H52L53 18H54V17H55V18L57 17V18H56L57 20H56L55 18H54L55 20H52L53 18H51ZM60 16H62V17L64 16V17H63L64 20H62L63 18L60 17ZM84 16H83V18H84ZM88 16H90L91 18H89ZM95 16H96V17H95ZM98 16H99L100 18H101V17H102V18H101V19H100V18L98 19ZM104 16H105L106 18H105ZM111 16H114V17L111 18ZM115 16H116V17H115ZM125 16H126V17H125ZM131 16H133V17L131 18ZM150 16H152V19H149V18H151ZM14 17H15V18H14ZM36 17H37V18H36ZM38 17H39V19L42 18L44 21L42 22V19L39 20ZM72 17H73V18H72ZM117 17H118V18H117ZM120 17H121V19H120ZM129 17H130V18H129ZM153 17H154V18H153ZM70 18H71V19H70ZM76 18H77V20H78V19H81V21H80V20L78 21V22H79V25H80L81 27L76 26V25H78ZM88 18H89V19H88ZM95 18H96V19H95ZM103 18H104V20H103ZM109 18H111L112 20L109 19ZM113 18H114V19H113ZM125 18H126V19L129 18V19H128L129 21H130V19H131V20L134 19L135 22H137V23H135L134 20H133V22H134L135 24L132 23V21H130V23H128V26H129V27H126L127 25H126V24L124 25L123 23H127V22H129V21H127ZM13 19H14V22H13ZM17 19H18V20H17ZM19 19H20V22H21V21H22V22L24 21V23H20V22H19ZM27 19H28V21H27ZM30 19H31V21H30ZM49 19H51V21H50ZM58 19L60 20V23H63V24H64V22H65L66 24L68 23L67 26H66V24H64V25H63V24H60ZM67 19H68V20H67ZM86 19H87V20H86ZM93 19H95L96 22H95V24H94V21H95V20H94V21H93V25L90 26V25L92 24L91 22H92ZM97 19H98L99 22H101L100 24H99V22H97ZM108 19H109V20H108ZM117 19H118V20L120 19L121 21L117 22V21H118ZM123 19H125V21H124ZM159 19H158V21H159ZM162 19H163V18H162ZM61 20H62V22H61ZM70 20H71L70 25L72 24L73 21H74L75 23H77V24H75V23L73 22V24H72L73 26L75 25L76 27H75V26L73 27L72 25H71V26H72V27H71V26L69 25V22H68V21H70ZM85 20H86V22H87L86 25H85V22H83V21H85ZM90 20H91V21H90ZM100 20H101V21H100ZM102 20H103L104 22H103ZM110 20H111V21H110ZM56 21H58V22H56ZM66 21H67V22H66ZM89 21H90V22H89ZM108 21H109V22H108ZM114 21H115V22H114ZM126 21H127V22H126ZM138 21H139V19H138ZM156 21H157V20H156ZM158 21H157V22H158ZM1 22H0V23H1ZM6 22H8V23H6ZM16 22H18V25H17ZM41 22H42V23H41ZM46 22H47V23H46ZM50 22H51L52 24H51ZM54 22L56 23V25H55ZM80 22H81V23H80ZM102 22H103V23H102ZM107 22H108V23H107ZM116 22H117V23H120V24H123V25L121 26V29H120V30H121V33H122L123 35L120 34V31H119V32H115V33H113V34H111V33L108 34V33H107L108 31H109V32L112 31L111 28H110V26H111L110 24H112V26H111L112 29H114L115 26L117 27V26L120 25V24L114 25V24H116ZM9 23H10L11 25H13V26H12L13 28H12L11 26H10L11 28H10V27L7 28V27L10 25ZM15 23H16V24H15ZM28 23H30V24H28ZM31 23L33 24V26H31ZM44 23H45V24H48V26L45 27L46 25H45ZM57 23L60 24V25H58ZM83 23H84V24H83ZM88 23H89V24H88ZM90 23H91V24H90ZM104 23L106 24V26H105ZM109 23H110V24H109ZM5 24H8V25H5ZM14 24H15L16 26H14ZM24 24H25V25L27 24L26 26H27L29 29H27V27H26ZM34 24H38V26H37V25H34ZM40 24H41V25H40ZM53 24H54L55 26H54ZM82 24L84 25V27H82V26H83ZM137 24H138V25H137ZM141 24H142V25H141ZM4 25H5V26H4ZM103 25H104L105 29H104ZM113 25H114V26H113ZM131 25H133V26H131ZM135 25H136V26H135ZM140 25H141V26H140ZM147 25H148V24H147ZM3 26H4V27H3ZM17 26H18V27H17ZM24 26L26 27V28L24 29V31L29 32V31L32 30V31H34L35 34H36V32H38V35H39V34H40V35H39V36H37V35L35 36V34H34L32 31H31L32 33H31V32H29L30 34L28 33L29 35H28L26 32H25V33H26V34H25L24 31H23V28H22V27H24ZM29 26H30V27H29ZM35 26H36L37 28H36ZM40 26H41V27H40ZM43 26H44L45 30H44ZM59 26L61 27L62 30L65 28V30H64L65 32H66L67 30H68V31H67L66 33H64V31H62V30L59 28ZM65 26H66V27H65ZM87 26H88V27H87ZM94 26L96 27V29H95V30H92L93 28H95ZM97 26H99V27H97ZM101 26H102V27H101ZM123 26H124L125 29H126V28L129 29L130 32H129L128 30L125 32V29L123 28ZM139 26H140L141 28H143V27H144V28H143V29H141V28L139 29V28H138ZM14 27H15V29H14ZM31 27H32L33 29H32ZM39 27H40L41 29H40ZM48 27H49V28H48ZM50 27H51V28L53 27L52 29L54 30V33L51 34V35L49 34V31L52 32L53 30H52ZM62 27H64V28H62ZM67 27H68V29H66ZM77 27H79V28H77ZM85 27H86V28H85ZM90 27H91L92 29H91V30H87V28L90 29ZM130 27H137V28H130ZM6 28H7V29H6ZM19 28H20V29L22 28V29L19 30ZM38 28H39V29H38ZM54 28H55V29H54ZM58 28H59V30H58ZM71 28H72V29H71ZM74 28H75V29H74ZM76 28H77V30H80V31H77ZM82 28H84V29H82ZM100 28H102V29H100ZM106 28H109V29L107 30ZM10 29H11V30L13 29V30H12V33H13V34H14V33H16V34L18 33L17 35H19V36L22 35V34H25L26 37H25L24 35L20 36V37H22L21 39H23V42H25V43H23L22 40L19 38V36H17L16 34H14V35H16V36H14V35L10 32V31H11ZM26 29H27L28 31H27ZM30 29H31V30H30ZM34 29H36L37 31H35ZM42 29H43L45 32L42 31ZM48 29H49V30H48ZM70 29H71V32H70ZM73 29H74V30H73ZM97 29H100V31L97 30ZM122 29H123V30H122ZM137 29H138V30H137ZM16 30H17V31H16ZM38 30H41L42 32H41V31H38ZM75 30H76L78 33H77ZM81 30H82V31H81ZM104 30H105V31H104ZM118 30H119V29H118ZM118 30H117V31H118ZM140 30H141V31H140ZM142 30H143V32H142ZM19 31H20V32H19ZM55 31H56V32H55ZM61 31H62V32H61ZM72 31H73V32H72ZM84 31H86L87 33L85 32V34H84ZM89 31H90V32H89ZM95 31H98V32L95 33ZM101 31H103L104 33L101 32ZM123 31H124L125 33H124ZM131 31H132V32H131ZM134 31H135V32H134ZM3 32H4V33H7V34H4ZM8 32H10L11 34H9ZM68 32H69V33H68ZM79 32H80V33H79ZM92 32H93L94 34H93ZM99 32H101V33H99ZM127 32H128V33H127ZM19 33H21V34H19ZM45 33H46V34L48 33V36H47ZM57 33H58V36H59V39H57L58 42L55 41V39L58 38V37H57ZM61 33H62V34H61ZM97 33H98V34H97ZM106 33L109 35L108 37H106V36H107ZM118 33H119V35H116V34H118ZM141 33H142V34H141ZM145 33H146V32H145ZM145 33H144V34H145ZM180 33H183V31H181ZM180 33H179V34H180ZM185 33H187L186 30L184 31L183 34L180 35V36H182V37H181V38H182V41H184L185 38H186V36H187V34H185ZM2 34H4V35H2ZM32 34H33L34 37H32ZM41 34H43V36H42ZM55 34H56V35H55ZM63 34H64V35H63ZM65 34H66L67 36H69V37L65 36ZM73 34H74V35H73ZM82 34H83L84 36H82ZM95 34H96V35H95ZM103 34H104L105 37L103 36ZM124 34H126V35H124ZM131 34H132V35H131ZM7 35H8V36H7ZM44 35H45V36H44ZM53 35H54V38H51V37H53ZM60 35H62L63 38L67 37L66 40L68 39L69 42H67V41H66L65 39H63V38L61 39L60 37H62V36H60ZM71 35H72V36H71ZM75 35H76V36H75ZM77 35H78V36L80 35V37H82V38H81V39H80V37L78 38ZM87 35H88V36H87ZM93 35H94V36H93ZM97 35H98V36L100 35L99 37H101V36H103V37L99 38ZM111 35H112V36H111ZM113 35H114V36L116 35L115 37L117 38V40H116V38H115ZM6 36H7V38H6ZM9 36H10L11 38H9ZM46 36H47V37H46ZM64 36H65V37H64ZM73 36L76 37L77 40H75V38H74ZM91 36H92V37H91ZM96 36H97V37H96ZM13 37H14V38H13ZM31 37H32V38H31ZM39 37L42 39V41H44L45 44L42 43V41L39 39ZM44 37H46L47 39H49V41L53 40V41L51 42V44L53 43V44H55L56 46L51 45L50 42H49L48 40H46V38L44 39ZM49 37H50V38H49ZM71 37H72V38H71ZM85 37H89V38H91V39L95 37L94 41H95V40H96V41H95V42L92 41L93 39H92L91 41L94 42L93 44H95L96 46H95V45H91V46H93V47H92V48H89V50L85 51V53H84L83 51H79V52H77V51H78V50H77L78 47H79V49L81 48L80 46L83 44L82 40L85 39ZM110 37L112 38V42H111V40H110V39H111ZM113 37H114V38H113ZM120 37H121L122 39H121ZM129 37H128V38H129ZM16 38H17V39H16ZM26 38L28 39V42H27ZM29 38L33 39V40L36 41L37 43L39 42V45L35 43L36 45H35V46H32L31 43L34 45V43H33L34 41L31 40V39H29ZM34 38H36L37 40H35ZM73 38H74V41H75V42L78 41L77 44H76L75 42H73ZM102 38H103V39H104V38H107L108 41H107L106 39H105V41H104ZM109 38H110V39H109ZM128 38H127V39H128ZM18 39H19L20 41H19ZM24 39H25L26 41H25ZM50 39H51V40H50ZM60 39H61V40H60ZM79 39H80L81 41H80ZM100 39H102L103 41L100 40ZM120 39H121V41H120ZM3 40H7V41H3ZM15 40H17V43H16ZM38 40H39V41H38ZM59 40H60V41H59ZM62 40H64V41H62ZM97 40H98L99 42L102 41V42H100V43L103 44V45H101L100 43H99V45H98ZM114 40H115V44H114V42H113ZM128 40H129V39H128ZM9 41H10V42L13 41V42L10 44ZM14 41H15V42H14ZM45 41H46V42H45ZM47 41H48V43H49L50 45L47 44ZM54 41H55L57 44H56ZM79 41H80L82 44H81ZM118 41H119V42H118ZM126 41H127V40H126ZM130 41H131V40H130ZM176 41H177V42H176ZM182 41L180 40L179 42L182 43ZM187 41L189 42V39H187L185 42H187ZM4 42H5L6 44H5ZM40 42H41L42 44H44L45 46H43ZM64 42H66V43H64ZM72 42H73V43H72ZM106 42H108V43H107V46L105 47ZM128 42H129V41H128ZM175 42H176V43H175V46L178 45L177 47H178L179 49H180L181 47H182V48H181L182 50L184 49V48H183V45L185 46L184 43H182V44L178 43L177 38H176ZM7 43H8V44H7ZM13 43H14V44H13ZM21 43H22V44H21ZM27 43L29 44V46H30V45H31V46L29 47ZM61 43H62V44H61ZM74 43H75V44H74ZM112 43H113V45H110V44H112ZM18 44H19V45H18ZM20 44H21V45H20ZM23 44H24V45H23ZM25 44L30 48V50H28L29 48L27 49V47H26V48L24 47V46H26ZM58 44H59V45H58ZM60 44H61V45H60ZM63 44H64V45H63ZM65 44L68 45V46L70 45V47H67ZM71 44H72V45H71ZM108 44H109V45H108ZM17 45H18L19 47H18ZM46 45H47V46H46ZM73 45H74V46H73ZM83 45H84V44H83ZM186 45H187V44H186ZM9 46H10L11 48H10ZM41 46H43V47H41ZM48 46H49V47H48ZM52 46H53V47H52ZM57 46H58L59 49L57 48ZM65 46H66L67 48H69V49H73V50H71V52L69 51L70 54H71V53H75L76 50H77V51H76V54L78 55V53H81V54H79L81 57H82L83 55L87 54V55H86L87 57L83 56L84 60H83V58L81 59V61L83 60V61H82V64H80L81 61L78 59L79 56H77L78 58L76 57V54H75V55H74V54H71V55L69 54L70 56L67 55V54L69 53L67 50H69V49L65 48ZM71 46H73V47H71ZM76 46H77V47H76ZM100 46H101V47H100ZM103 46H104V47H103ZM188 46H189V45H188ZM188 46H187V47H188ZM1 47H2V50H1ZM13 47H14V50H15V51L13 50ZM17 47H18V49H17ZM21 47H24L23 49H26L27 51L23 50ZM33 47H34V48H33ZM44 47H48V48L45 49ZM54 47H56V48H54ZM62 47H63V48H62ZM96 47H98V48L100 47L99 50H100L101 54H100L98 48H96ZM102 47H103V48H102ZM9 48H10V49H9ZM15 48H16V49H15ZM19 48H21V49H19ZM32 48H33V50H34V52H35L36 54L33 52V50L31 51ZM52 48H54V49H52ZM76 48H77V49H76ZM93 48H96V49L94 50ZM101 48H102L103 50H101ZM39 49H40V51H41V52H40L41 55H44V54H45L43 57H41V56L39 55V54H40V53H39ZM42 49H43V51H42ZM44 49L46 50V53H45V50H44ZM47 49H48V52H47ZM49 49H50V50H49ZM51 49H52L53 51H54V50H55V51L53 52V51H51ZM57 49H58V50H57ZM64 49H67V50L65 51ZM74 49H75V51H74ZM90 49H91V51H90ZM92 49H93V50H92ZM8 50H9V51H8ZM10 50H12V51H10ZM19 50L21 51V53L19 52ZM22 50H23V51H22ZM59 50H60L61 52H60ZM63 50H64V51H63ZM96 50H98V51H96ZM104 50H105V51H104ZM36 51H37V52H36ZM56 51H57V52H56ZM58 51H59V52H58ZM72 51H73V52H72ZM92 51H93V52H92ZM13 52L15 53V55H14ZM18 52H19L20 54H22V52H23V56L25 55L26 57H23V56H21V55L19 56V53H18ZM26 52H27V53L29 52V53H28L29 55L26 54ZM31 52H32V53H31ZM42 52H43V53H42ZM49 52H50L51 54H50ZM52 52H53V53H52ZM62 52H65V55H67V56H65V55H63V54H61L62 56H60V53H62ZM66 52H67V53H66ZM82 52H83V53H82ZM90 52H91V53H90ZM95 52H98V53H95ZM102 52H103V53H102ZM111 52H112V51H111ZM139 52H140V53H139ZM166 52H167V51H166ZM166 52H163V53L161 54V55H162V60L160 59V61H162V63H163V62L167 59V57L170 55L169 52H167L168 54H166ZM17 53H18L17 56H19V58L16 56ZM33 53H34V54H33ZM37 53H39V54H37ZM58 53H59V55H58ZM94 53H95L97 56H95ZM143 53H144L145 55H144ZM164 53H165V55H168V56H165ZM4 54H5L6 56H3ZM11 54H13V55H11ZM30 54H32V55H30ZM48 54H50V56H49ZM52 54H53V55H52ZM55 54L58 55V56L56 57V59H54V58H55L54 56H56ZM88 54H89V55H88ZM132 54H133V55H132ZM138 54H142V55H138ZM227 54H229V53L227 52L226 55H227ZM10 55H11V56H10ZM27 55H28V56H33V57H34V55H36V57H34L33 59H32V57H29V59H28V56H27ZM46 55L49 56V57L47 58ZM91 55H92V56L94 55L95 58H93L94 56L92 57ZM231 55H232V54H230V55H228V56L226 57V59H225V60H226L225 63H226V62L229 63L228 61H231V62H232V61L235 59V57H232ZM246 55H248V54L245 53L244 56L241 55V54L238 55L239 58H240V56H242V57H241L242 60L240 61L241 64H242V61L244 60V58L247 57ZM7 56H8V57H7ZM9 56H10L11 58H9ZM37 56H38L39 58H38ZM45 56H46V57H45ZM51 56L54 57V58H53L54 60L51 58ZM64 56H65V59H66V60H65V59L62 60V59L64 58ZM74 56H75V57H74ZM101 56H102V58H101ZM138 56H139V57H138ZM145 56H146V57H145ZM164 56L166 57V59L163 60V57H164ZM12 57H13V58H14V57H17V58H15L14 61H12V60H13ZM20 57H21V58L23 57V58L20 59ZM60 57H61V58H60ZM70 57H72V58H70ZM81 57H80V58H81ZM89 57H90V60H91V61L88 59ZM137 57H138V58H137ZM140 57H141V58H140ZM144 57H145V58H144ZM165 57H164V58H165ZM248 57H249V56H248ZM248 57H247V58H248ZM5 58H6V60L8 61L7 65H6V62H5ZM24 58H26V59H24ZM35 58H36V59L38 58V59L36 60ZM43 58L45 59V61L41 60V59H43ZM46 58H47V61H46ZM49 58H51L54 62H55V61H56V62L53 63V61L50 60ZM69 58H70L71 60H70ZM92 58L94 59L93 64H92V60H93ZM99 58H100V60H99ZM103 58H105V59H103ZM136 58H137V59H136ZM156 58H157V57H156ZM229 58H230L231 60H229ZM241 58H240V59H241ZM11 59H12V60H11ZM17 59H18V61H17ZM19 59L21 60V62L23 61V62H22L23 64H24V63H25V64L27 63L28 65H34V66H36V67H33V66L31 67V66H29V67H30V68H29V67H27V64H26V65L24 64V67L26 66V67L29 68L30 70H29V69H26V70H28L29 72L26 71V70H23V69H25V68L22 67L23 65L19 63V61H20ZM48 59H49V60H48ZM58 59H60V60H58ZM74 59H75V60H74ZM77 59H78V61H77ZM85 59H88L89 61H88V60H85ZM97 59H98V60H97ZM101 59H103V60L101 61ZM123 59H124V58H123ZM130 59H131V60H130ZM138 59H139V61H138ZM141 59H143L142 61H144V62H142ZM24 60H26V61L24 62ZM27 60H28V61H27ZM29 60H30V63H28ZM34 60H36V61H35L36 64L33 62ZM11 61H12V63H11ZM15 61H17L18 63L16 64ZM31 61H32V62H31ZM38 61H39V63H37ZM58 61H59V62H58ZM63 61H64V62H63ZM69 61H70V62H69ZM73 61H74V62L77 61V62L75 63L76 65L74 64V66H76V67H74V66L72 65V63H74ZM84 61H88V62H87V66H86V63H84ZM96 61H97V63H95ZM119 61H121L123 64H122L121 62H119ZM123 61H125V62H123ZM128 61H129V63H128ZM140 61H141V62H140ZM1 62H2L3 64H1ZM4 62H5V63H4ZM13 62H14L15 65H13ZM40 62H42V63H40ZM47 62H50V63L52 62V63L49 64V63H47ZM57 62H58V63H57ZM61 62H62V63H61ZM67 62L69 63V65H67V64H68ZM78 62H79V64H78ZM99 62H100V63H99ZM136 62H137V63H136ZM9 63H10V65H9ZM32 63H34V64H32ZM44 63H46V64H44ZM60 63H61V64H60ZM64 63H66V64H64ZM98 63H99V64H98ZM103 63H104V62H103ZM103 63H102V64H103ZM118 63H120V64H118ZM126 63H128L129 65H127ZM144 63H145V64H144ZM158 63H159V62H158ZM158 63H156V64H158ZM165 63H166V62H165ZM244 63H245V61H244ZM244 63H243V64H244ZM11 64H12V65H11ZM37 64H38V65H37ZM41 64H42V65H41ZM47 64H48V66H47ZM53 64H55L56 66H53ZM62 64H63V65H62ZM84 64H85V65H84ZM88 64H90L91 66L88 65ZM102 64H101V65H102ZM116 64H118V65H121V64H122V66H121V67H120V66L117 67ZM124 64H125L126 66H125ZM153 64H155V63H152V68H153ZM243 64H242V65H243ZM16 65H18V67H20V69H19L18 67L16 68ZM21 65H22V66H21ZM40 65H41V66H40ZM43 65H44V66H43ZM57 65H58V68H59V69L61 68V69H60L59 71L57 70V71L55 72V70H56V68H57ZM60 65L63 66V67H61ZM70 65H71V66H70ZM80 65H81V66H80ZM101 65H100V66H101ZM12 66H13V67H12ZM14 66H15V67H14ZM45 66H46V67H45ZM85 66L87 67V69H86ZM10 67H11V68H10ZM37 67H38L39 69H40L41 67H43V68H42L43 70L48 71V75L52 74V75L54 76V78H57V79L60 78V81H58L57 79H54V78H53V79L50 78L51 76H48V75H47V72L45 73V71H43L42 69H40V70H39V69H36ZM44 67H45V68H44ZM51 67H54L55 70H53V68H51ZM65 67H66V68H65ZM78 67H79V68H78ZM127 67H128V68H127ZM9 68H10L11 70H10ZM15 68H16V69H15ZM21 68H22V69H21ZM31 68H32V69H31ZM50 68L52 69V71L54 72V74H56V73L58 72V74L61 73L62 75H60V74H59L60 76H58V74H57V75H54V74L52 73V71H51ZM69 68L71 69V73H72V74H70V75H69V73L67 74V72H70V71H68V70H70ZM82 68H84L85 70L82 69ZM154 68H155V67H154ZM18 69H19V70H18ZM49 69H50V70H49ZM62 69H63V70L65 69V70L62 71ZM66 69H68V70H66ZM105 69H106V71L108 70V71L111 72V73H109V72L107 71L109 74H106ZM121 69H122V70H121ZM155 69H156V68H155ZM155 69H153V70H155ZM198 69H201V68H198ZM216 69H217V68H216ZM1 70L4 71L6 74H5L4 72H2ZM15 70H18V72L21 71V73H18V72H16ZM33 70H35L36 73H35ZM41 70L43 71V73H42ZM74 70H73V71H74ZM119 70L121 71V73H120ZM124 70H125V73L127 74L128 77H125L126 75H125V73H123ZM172 70H173V71H172ZM217 70H218V69H217ZM217 70H216V71H217ZM245 70H246V69H245ZM22 71H23V72H22ZM30 71H31V73H32L33 75H36L37 78H36L35 76L33 77V75L30 74ZM49 71H51V73H50ZM61 71H62V72H61ZM65 71H66V73H65ZM88 71H89V72H88ZM168 71H169V69H168ZM33 72H34V73H33ZM37 72H39V73H37ZM63 72H64V73H63ZM102 72H103V73H102ZM104 72H105V74H104ZM116 72L119 74V76H118V74H116ZM212 72H213V71H212ZM217 72H218V71H217ZM217 72H216V73H217ZM3 73H4V74H3ZM13 73H14L15 76L13 75ZM28 73L30 74V78H29V74H28ZM41 73H42V75H44V73H45V77H43V76H41V75H40V77H38L39 74H41ZM89 73H91V74H89ZM112 73H113V74H112ZM2 74H3V75H2ZM8 74H10L11 76H9ZM18 74L21 75V76H23V74H24V77H20ZM27 74H28V75H27ZM65 74H66V76H64ZM99 74H98V75H99ZM114 74H116V76H118V78H117ZM4 75H5V76H9V77H12V76H13V77H12V78H8V77H7V79H5V76H4ZM16 75L18 76V78H16V77H17ZM68 75H69V76H68ZM104 75H105V76H104ZM108 75H110V77H109ZM111 75H114L115 77H112ZM181 75H182V79L185 78V81H183V80L181 79V77H180ZM3 76H4V77H3ZM26 76H27V77H26ZM46 76H47L48 78H47ZM53 76H52V77H53ZM56 76H57V77H56ZM61 76H62V77H61ZM145 76H146V77H145ZM171 76H172V79L175 78L174 80H177V81H174V80L170 79ZM176 76H177L178 79H176ZM178 76H179V77H178ZM25 77H26V78H25ZM31 77L34 78V79L32 80ZM41 77H42V79H41ZM105 77L108 78L109 81H108V79H106V81H105ZM144 77H145V78H144ZM183 77H184V78H183ZM15 78H16V79H15ZM22 78H24V79H22ZM27 78H29V80L32 81V84H30L31 82H30ZM39 78H40L41 80H40ZM49 78H50V79H49ZM103 78H104V79H103ZM110 78H112V79L110 80ZM115 78H116V80H115ZM8 79H9V80H8ZM10 79H11V80H10ZM17 79L19 80V82H18ZM25 79H26V81H25ZM37 79L40 80V81H38V82H39V83L41 82V84H42L43 86H44V85H47L48 87H47V86H44V87H45V89H44L43 86L40 85V84L36 81ZM43 79L45 80V82L43 81ZM66 79H63V81L65 82ZM69 79H70V77H69ZM113 79H114V81H112ZM117 79H118V80H117ZM166 79H168L169 81H167ZM7 80H8V82H7ZM12 80H13L14 83L12 82ZM22 80H23V81H22ZM27 80H28V81H27ZM46 80H47V81L50 80V83L52 82V83L54 84V85L51 84V85L53 86V88H52V86H50L49 81L47 82ZM51 80H52V81H51ZM56 80L59 82V83L57 82L59 85H58L57 83H54V81L56 82ZM72 80H74V78H71V79H70V84H71V81H72ZM101 80L105 81V83H104V82H100ZM147 80H145V81H147ZM163 80H164L165 82H163ZM170 80L173 81V82H172L173 85L170 83V82H171ZM178 80L181 81V83H177V82H179ZM16 81H17V82H16ZM34 81H35V83H34ZM42 81H43V82H42ZM98 81H99L100 85L97 86V82H98ZM182 81H183V82H182ZM6 82L9 83V84H7ZM11 82H12V83H11ZM26 82H27V84H29L30 86H33V87L31 88V87L29 86V88H27L28 86H26V85H27ZM28 82H30V83H28ZM46 82H47V83H46ZM72 82L75 83V81H72ZM76 82H77V81H76ZM119 82H121V81H119ZM149 82L151 83V84L148 86L149 88H151V86L153 85V87H152L153 92H151V93H150V91H152V90L149 89V88H148V89H149V90H148V89L146 88V85H148ZM162 82H163L165 85H166V82H167V85H168V86H165V88H166V87H167V88H168V87H170V88L172 87L171 90H172V89H174V90L171 91L170 88H168V89H169V91H168V89L166 88V89H163L164 91L162 90V93H164V94H162V93H161V90H159V88L162 89L161 86L164 87V84H161ZM168 82H169V83H168ZM5 83L7 84V86H5V85H6ZM21 83H22V84H21ZM24 83H25V84H24ZM33 83H34V84H33ZM36 83H37V84H36ZM45 83H46V84H45ZM48 83H49V85H48ZM62 83H63V82H62ZM125 83H126V82H125ZM147 83H148V84H147ZM174 83H176V84H174ZM11 84H12L13 86H12ZM15 84H18V85H15ZM95 84H96V85H95ZM101 84H102V86H101ZM159 84H160L161 86H160ZM179 84H180V85H179ZM9 85L12 86V87L10 88ZM34 85H35V86H34ZM37 85H40V86H37ZM56 85H57L58 87H57ZM154 85H155L156 87L158 86L157 88H158V90H159L160 95H162V96H160L159 93H156V92H155L157 89H156V87H155ZM169 85H170V86H169ZM14 86H16V87H14ZM20 86L23 87L24 89H23V88L21 89ZM36 86H37V88H36ZM55 86H56V87H55ZM89 86H90V85H89ZM89 86H88V87H89ZM133 86H134V87H133ZM173 86H174V87L176 86V87L173 88ZM5 87H6V89H5ZM8 87H9V88H8ZM25 87H26V88H25ZM34 87H35V88H34ZM40 87H41V88H40ZM129 87H130L131 89H130ZM136 87H135V88H136ZM139 87H140V88H139ZM141 87H143V90H142L143 93H145V91H147V92L149 91L148 93H145L144 96L142 95L143 93L141 92V90H139V89H142ZM154 87H155V88H154ZM3 88H4V89H3ZM13 88H14L15 90H13ZM18 88H19V89H18ZM42 88H43L44 91L41 90ZM48 88H49V90H48ZM54 88H55V89L58 88V89H56V90L53 91ZM128 88H129V89H128ZM144 88H146V89L144 90ZM1 89H2V90H1ZM7 89H9V90L11 89V90H10V93H9V90H7ZM17 89L20 90V91L18 92ZM25 89H26V91H23V90H25ZM32 89H33V91H32ZM34 89H35L36 91H34ZM126 89L128 90V92H126ZM133 89H134V91L137 90V93L132 92ZM154 89H155V90H154ZM5 90H6V91H5ZM12 90H13V91H12ZM30 90H31L32 92H31ZM37 90H38V91H37ZM47 90H48V91H47ZM92 90H93V91H92ZM129 90H131V91H129ZM178 90H179V89H178ZM4 91H5V92H4ZM41 91H42L44 94H43ZM51 91H52V93L55 95V96H53L54 98H51V97H52V93L50 94ZM59 91H60V93H59ZM61 91H62V92H61ZM90 91H91V92H90ZM95 91H96V92L99 91L97 94L100 95V96H101V93H102V94H103V96H102L103 98L101 99L100 96H95V95H97ZM139 91H140V92H139ZM14 92H15V93H14ZM23 92H24V93H23ZM29 92H31L32 94L29 93ZM45 92H46V93H45ZM57 92H58V93H57ZM94 92H95V93H94ZM103 92H104V93H103ZM129 92H130V93H129ZM135 92H136V91H135ZM157 92H158V91H157ZM167 92H166V94H167ZM7 93H8V94H7ZM11 93L13 94V96H14L15 98H14L13 96L9 97V95H12ZM21 93H22V94H21ZM33 93H34V94H33ZM39 93L42 94V97H43V98H42V97L40 98ZM56 93L59 94V95H57ZM80 93H79V95L81 96ZM86 93H87L88 95H87ZM89 93H91L90 96H89ZM126 93H127V94H126ZM133 93H134V94H133ZM153 93H154V96L152 95ZM169 93H168V95H169ZM6 94H7L8 96H7ZM16 94H17L20 98H19ZM20 94H21V96H20ZM28 94H31L32 96H36L35 99H34V97L32 98V96H31V95H28ZM35 94H36V95H35ZM46 94H50V95H46ZM94 94H95V95H94ZM104 94H105V95H104ZM128 94H129L131 97H130ZM137 94H138V95H137ZM172 94H171V95H172ZM1 95H2V97H1ZM5 95H6V96H5ZM24 95H25V96H24ZM26 95H28V97L30 96L29 98H31V100H30L29 98H27V99L29 100V101H27V100H26ZM38 95H39V96H38ZM43 95H44V96H43ZM56 95H57V97H56ZM63 95H64V96H63ZM93 95H94L95 97H94ZM133 95H134V97L136 98V101H135V98L133 97ZM135 95H137L138 98H137ZM171 95H170V96H171ZM173 95H172V96H173ZM37 96H38V97H37ZM59 96H60V97H59ZM61 96H63V98H62ZM80 96H79V98H80ZM87 96H88V97H87ZM104 96H106V97H104ZM159 96H160V97H159ZM5 97H6L7 99H6ZM16 97H17V99H16ZM22 97H24V99H23ZM46 97H47V98H46ZM49 97H50V98H49ZM58 97H59V99H58ZM64 97H65V98H64ZM66 97H67V98H66ZM92 97L95 98V99H93ZM98 97H99V98H98ZM118 97H120V98H118ZM129 97H130L131 100L129 99ZM132 97L134 98V100H133ZM8 98H10V99H8ZM13 98H14V102H13ZM48 98H49L50 102H49ZM60 98H61V102H60ZM88 98H89V99H88ZM97 98H98V102H97ZM107 98H108L107 102L109 101V104H107L106 102H104V101H106ZM124 98H126V99H125L124 101H122V103H121L122 105H121L120 102H121V100L124 99ZM4 99H5V100H4ZM15 99H16V100H15ZM33 99H34L35 101H34ZM37 99H38V100H37ZM40 99H41V100H40ZM51 99H52V100H51ZM62 99H63V100H62ZM87 99H88V100H87ZM92 99H93V100H92ZM104 99H105V100H104ZM120 99H121V100H120ZM127 99L130 100V101H127ZM2 100L5 101L6 103L3 104ZM6 100H8V101H6ZM21 100H22V101H21ZM24 100H26V102H24ZM55 100H57L58 102L55 101ZM99 100H101V101H99ZM103 100H104V101H103ZM117 100H118V101H117ZM119 100H120V101H119ZM138 100H139V101H138ZM142 100H144V99H142ZM38 101H40V102H38ZM42 101H43V102H42ZM52 101H53V102H52ZM54 101H55V102H54ZM63 101H65L66 103L63 102ZM84 101H85V102H84ZM90 101H91V102H90ZM95 101H96V103H97V106H99V107H98V110L96 109V106L94 107V104L96 105ZM111 101H112V102H111ZM131 101H133V103L136 102V104H131ZM134 101H135V102H134ZM16 102H17V103H16ZM21 102H22V104H21ZM27 102H28V103H27ZM81 102H79V104H80ZM83 102L86 104V106L84 105ZM88 102H89V103H88ZM102 102H103V104H102ZM110 102H111V103H110ZM116 102H118L119 105L116 104ZM124 102H126V103L123 104ZM45 103H46V104H45ZM60 103H61V104H62V103H63V104L65 103L66 105H65V104H64V105H61ZM98 103H99L100 105H98ZM19 104H20V106H18ZM28 104H29V105H28ZM32 104H33V105H32ZM38 104H41V105H38ZM42 104L45 105V106H46V105H47V106L50 105V106H52L53 108H58V110L60 109L59 111H62V115H61V112H60V115L57 114V113L59 112V111H57V109H53V108H51L50 106H48V107L46 106V107H47V108H46V107H44ZM51 104H52V105H51ZM12 105H13L14 107H13ZM21 105H23V106H22V108L20 109ZM27 105H28V106H27ZM37 105H38V106H37ZM67 105H68V106H67ZM83 105H84V106H83ZM87 105L90 106L91 108H90V107L87 108ZM104 105H105L106 107H104ZM120 105H121V106H120ZM123 105H124L125 108L123 107ZM2 106H3L4 108H2ZM10 106H11V107H10ZM15 106H16V107L18 106V107H17L18 109H17V108L15 109ZM31 106H32L33 108H32ZM60 106H61V108H60ZM63 106L67 107L66 109H67V112H69V113L63 111V109L65 110V108H64ZM75 106L73 105V107H75ZM107 106H108V107H107ZM117 106H118V107H117ZM131 106H130V107H131ZM8 107H9V108H8ZM37 107H38L39 109H37ZM69 107H71V106H69ZM11 108H12V110H11ZM13 108H14V109H13ZM29 108H30V109H29ZM34 108H35V109H34ZM44 108H45V109H44ZM50 108H51L52 110H51ZM62 108H63V109H62ZM78 108H80V109H78ZM93 108H94V109H93ZM33 109H34V110H33ZM48 109H50L51 111H46V110H48ZM68 109L71 110V112L73 113V116H75V117H72V113H71ZM75 109H76V110H75ZM87 109H88V110H87ZM90 109H91V110H90ZM92 109H93V110H92ZM36 110H38V111H40V112L38 113V111L36 112ZM41 110H42V113H43V110L46 111V112L44 111V113H47V114H48V112H49V114H50L51 116L48 115V117H47V116H46L47 114L45 115L44 113H43V114H44V115H43V114L41 113ZM53 110H54V112H53ZM78 110H79V112H77V113H78V114H77L76 111H78ZM80 110H82V111L80 112ZM84 110H85L86 112H85ZM96 110H97V111H96ZM100 110H99V111H100ZM18 111H19V112H18ZM23 111H24V112H23ZM25 111H26V112H25ZM29 111H32V113H34V115L37 114V115H35L36 117H35V116L33 117V114H31V112H29ZM55 111H56V112H55ZM87 111H88V112H87ZM11 112H12L13 114H12ZM21 112H22V113H21ZM50 112H51V113H50ZM52 112L54 113V115H52ZM84 112H85L86 114H85ZM93 112H94V113H93ZM95 112H96V113H95ZM110 112H111V111H110ZM17 113H19V114H17ZM28 113H30L31 116H30ZM63 113H65V114H63ZM66 113H67V114H66ZM74 113H75V114H74ZM2 114H3V115H2ZM21 114H22V115H21ZM39 114H40L41 116H40ZM56 114H57V115H56ZM69 114H70V116H67V115H69ZM4 115H5V116H4ZM7 115H9V116H7ZM10 115H11L12 118L10 117ZM13 115H15V116L13 117ZM19 115H20V117L18 118V120L15 119V121H14L13 118H16V116L18 117ZM28 115H29V117H28ZM42 115H43V116H46V118H44V119L48 120L47 123H49V124L52 125V127H48L49 129H51V130H47V132L50 131L49 133H45V131H46L45 129H47V127L44 128V126L42 125V127L40 128L41 123H42L41 120L43 119V116H42ZM55 115H56L57 117H56ZM64 115H65L66 117H65ZM3 116H4V117H3ZM21 116H24V117H21ZM25 116H26V117H25ZM39 116L42 117V118H40ZM59 116H60V118L58 119ZM61 116H63V117H62L63 119L61 118ZM94 116H95V115H94ZM94 116H93V117H94ZM5 117H6V118H5ZM31 117H32L33 119H32ZM55 117H56V118H55ZM68 117H69V118H68ZM71 117H72V118H71ZM1 118H0V119H1ZM7 118H9V119L7 120ZM10 118H11V120H10ZM28 118H29V119H28ZM47 118H50V119H47ZM51 118H52V119H51ZM65 118H66V119H65ZM70 118H71V119H70ZM74 118H75V119H74ZM27 119H28V120H27ZM30 119H32V120H30ZM34 119H36V120H34ZM38 119H39L40 121H39ZM44 119H43V120H44ZM53 119H54V121L57 122V124H56V122L53 121ZM56 119H58V121L60 120V121H59L60 123H59ZM61 119H62V120H61ZM73 119H74V120H73ZM4 120H6V121H4ZM46 120H44V121H46ZM49 120H52V122L49 121ZM63 120H64V122H66L67 124H66V123H63V122H62ZM0 121H2V119H1ZM8 121H9V123H7ZM10 121H11V122H10ZM18 121H19V122H18ZM30 121H32V122H30ZM67 121H69V125H68V122H67ZM5 122H6V123H5ZM20 122H21V124H18V123H20ZM34 122H35V123H37V122L40 123V122H41V123L38 124V125H39L38 127H36L37 125L35 126V123H34ZM53 122H54V123H53ZM73 122H72V123H73ZM14 123H15V124H14ZM26 123H27V124H26ZM30 123H31V124H30ZM33 123H34V124H33ZM45 123H46V122H45ZM5 124H6V126H5ZM7 124H8V125H7ZM9 124H10V125H9ZM17 124H18V125H17ZM23 124H24V125L26 124V125H25L26 127H25ZM29 124H30V125H29ZM60 124H61V125H60ZM65 124H66V126H67V125H68V126L66 127ZM12 125H14L15 128L12 127ZM16 125H17L19 128H18ZM22 125L24 126V128H22V127H23ZM27 125H28V126H27ZM63 125H64L65 127H64ZM8 126H9V128H8ZM10 127H11V128H10ZM20 127H21V128H20ZM63 127H64V128H63ZM1 128H2V129H1ZM4 128H5V129H4ZM16 128H18V129L16 130ZM25 128L30 129V130H27V131L30 132L31 135H30L28 132H26V129H25ZM31 128H33V129H31ZM39 128H40L41 130H40ZM7 129H9L8 132L6 131ZM10 129H11V130L14 129V130H16V132H15L14 130H13V131H10ZM19 129H20V130L23 129L22 132H24V133H26V134L28 133L30 136H28V134L26 135V134H24V133L21 134V132L18 131ZM24 129H25V130H24ZM37 129H39V131H42V129H44L45 131H42L43 133L40 132V133L44 134V136H43L42 134H40L39 131H38ZM2 130H5V131L2 132ZM34 130H35V131H34ZM31 131H32V132H31ZM1 132H2V133H1ZM4 132H5V133L7 132V133L5 134ZM33 132H34V133H33ZM52 132H54V133H52ZM10 133H11V136H10ZM18 133H20L22 136H21L20 134L18 135ZM38 133H39L40 135H39ZM2 134H3V135H2ZM4 134H5L6 136H4ZM14 134H17L18 136H17V135H16V136H17L18 138H20L22 141H20V139H18ZM32 134L38 136L40 139H39V138H37L38 140H36V138L34 139V137H33L34 135L32 136ZM25 135L28 136V137L25 138V137H26ZM41 135H42L44 138H43ZM45 135H46V136H45ZM58 135H59V136H58ZM2 136H3V137H2ZM19 136H21V137H19ZM23 136H25V137H23ZM31 136L33 137V139L30 140L29 138H32ZM40 136H41V137H40ZM13 137H14V138H13ZM45 137H46V138H45ZM53 137H54V138H53ZM57 137H56L55 139H57ZM6 138H8V139H6ZM10 138H11L12 140L14 139L15 141H14V140H13V141L10 140ZM15 138H16V139H15ZM24 139H26V140H24ZM27 139L29 140V144H28V142H27ZM45 139H46V141H44ZM55 139H54V140H55ZM9 140H10L12 143H8V142H10ZM17 140H19V141H18L19 143L22 142V143L25 145V147H24V145H23L22 143H21V144L15 143V142H17ZM35 140H36V141H35ZM24 141H25V142H24ZM30 141H31L32 143H30ZM3 142H4L5 144H4ZM26 142H27V143H26ZM47 142H48V141H47ZM7 143L10 144L9 147H8V144H7ZM14 143H15V144H14ZM6 144H7V145H6ZM44 144H43V145H44ZM17 145H20V146L23 145V146H21V147L19 148V146H17ZM3 146H4V147H3ZM12 146H14V147H12ZM15 146L17 147L16 149H15ZM27 146H28V147H27ZM7 147H8V148H7ZM10 147H11V148H10ZM2 148H3V149H2ZM5 148H6L8 151H7V150L4 151ZM9 148H10V149H9ZM12 148H14V149H12ZM23 148H24V149H23ZM17 149H18V150H17ZM13 150H14V152H15V151H16V152H15V153L12 152ZM26 150H27V151H26ZM3 151H4V153H3ZM5 152L8 154V156H7V154H6ZM9 152H12V153H9ZM5 154H6V155H5ZM9 154H10V159H8V158H9ZM13 154H15V155H14L15 157H12ZM18 154H19V153H18ZM60 154H61V152L59 153V155H60ZM62 154L64 155V154H66V153H65V152H62ZM3 155L6 156V157L4 158ZM11 155H12V156H11ZM7 157H8V158H7ZM17 157H18V156H17ZM61 157L64 158V156H62V155H61ZM15 159H16V158H15ZM6 160H7L8 163L4 162V161H6ZM4 163H6V164H4ZM6 165H7V166H6ZM4 169H2V170L0 169V171H3ZM98 182H99V181L95 182V184L98 183ZM100 183H101V182H99L98 184H100ZM0 186H1V182H0ZM178 202H179V201H178ZM110 203H111V202H110ZM112 203H114V202H112ZM112 203H111V204H112ZM164 205H165V204H164ZM164 205H161V206L158 205L159 207H161V208H160V211H161V212H160V211H157V209L159 208L158 206H157V208H154V209L152 210V212L155 211L153 214H155V213H163V212H165V213L167 212V213H168V211H165L164 208H165L166 206H164ZM177 207H179L178 204H177ZM161 209H162V210H161ZM163 209H164V210H163ZM158 210H159V209H158ZM156 211H157V212H156ZM166 215H167V214H165L164 216H161V220H160V218L158 219V220H160V222H159L158 220H156V221L154 220V221H152V223L155 224V223L157 222L156 224H157L158 226H160V227H162V226H166V225H169V226H167V228L170 227V221L168 220V221L166 222V220H164V218H165ZM163 217H164V218H163ZM165 219H166V218H165ZM162 222H163L164 225L162 224ZM168 222H169V223H168ZM166 223H167V224H166ZM157 225H156V226H157ZM170 228H171V227H170Z\"/></svg>",
  "mask_w": 264,
  "mask_h": 264
}]
</instances>
